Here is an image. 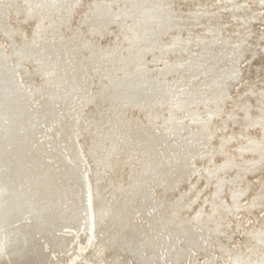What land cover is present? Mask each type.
I'll use <instances>...</instances> for the list:
<instances>
[{
	"label": "water",
	"instance_id": "water-1",
	"mask_svg": "<svg viewBox=\"0 0 264 264\" xmlns=\"http://www.w3.org/2000/svg\"><path fill=\"white\" fill-rule=\"evenodd\" d=\"M264 90V0H190Z\"/></svg>",
	"mask_w": 264,
	"mask_h": 264
}]
</instances>
